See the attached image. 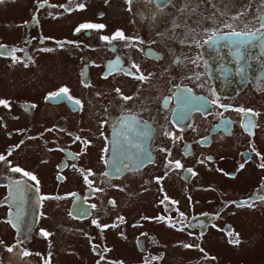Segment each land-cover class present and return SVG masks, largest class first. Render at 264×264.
I'll return each instance as SVG.
<instances>
[{"label":"flooded vegetation","instance_id":"1","mask_svg":"<svg viewBox=\"0 0 264 264\" xmlns=\"http://www.w3.org/2000/svg\"><path fill=\"white\" fill-rule=\"evenodd\" d=\"M0 45V264H67L87 248L88 264H159L200 241L211 264L230 249L264 264V231L244 226L264 216V0H4ZM63 87L72 100L51 95ZM247 172L250 187L220 190ZM196 188L214 194L199 214ZM115 237L142 260L111 256Z\"/></svg>","mask_w":264,"mask_h":264},{"label":"rangeland","instance_id":"2","mask_svg":"<svg viewBox=\"0 0 264 264\" xmlns=\"http://www.w3.org/2000/svg\"><path fill=\"white\" fill-rule=\"evenodd\" d=\"M48 62V61H45ZM52 63V62H51ZM58 66V64H55L51 69H54ZM0 72H7L6 68H2L0 69ZM23 72V71H20ZM8 76L11 75L10 71L9 73H7ZM1 76V80L3 81V84L9 85V88H11L12 90V86H11V81L9 78H7L6 76H4L2 73L0 74ZM52 76L51 74H47L44 78V80L49 77ZM18 83H15L14 88L18 89L19 91V95L22 96L24 95V93H27V88L26 87H22V84H19V81L17 80ZM57 81H54L52 83V85L56 84ZM10 90V91H11ZM16 92V90H15ZM234 167H236L234 165ZM242 181H247L242 182ZM220 182V190L221 191H228V190H232L235 192H242L244 189L250 187L253 183V178L251 175V172H247L244 175H239L237 177V179L233 180L231 183H228L224 180H219ZM155 185L152 186V184L149 182V188H153L154 191H156V188L154 187ZM175 193L177 195H179V191H175ZM200 196H198V195ZM117 195L121 198L124 199L125 198V193L120 192L119 194L117 193ZM137 194L135 193L132 196H136ZM214 196V194H208L205 191H202L198 188H196V194H195V203L192 202V206H191V211H188L190 213H203V211L205 210H209L210 208L207 207L205 201L207 199V196ZM146 194H142L140 196V198L137 197V199H135V197H132L131 199H129V204L132 205L133 201H135V203L140 202L139 204L143 203V199L145 198ZM217 199V197H213L211 202H215V200ZM126 198L123 200L122 202V207L124 206V204L126 205ZM187 201H185V199H180V205L183 207V209L188 210V207L186 206ZM145 211L150 213V216H152L151 214L155 215V213H157L156 209H153V207H151L150 205H145ZM207 212V211H206ZM101 214V213H100ZM258 214H254L252 217H250L248 219V222H246L245 229L247 232V235L249 236H253L255 235V233H262L264 231V216H258ZM182 221L183 217H182ZM181 225V224H180ZM149 226H153V228H156V225L154 224H149ZM260 226V227H259ZM159 229H163V226H158ZM179 230H182V232L184 231L182 228H180ZM136 231V230H134ZM112 234H114L116 231H111ZM129 232L132 233V229L129 230ZM128 232L129 237L131 236V234ZM173 233V232H172ZM174 234H176V237H178V241L180 242L182 239V236H187L185 233H176L174 232ZM260 235V234H259ZM262 237V234L260 235ZM108 237L105 234V237L102 240H107ZM116 240L122 241L119 242L120 243V250H115V252H111V256H113V253L116 257L124 256L126 257L125 259L129 260V259H140L142 260V258L138 255V253L136 252V250L133 248L132 244L129 243V241H125V240H129V239H119L118 237H115ZM186 239V238H185ZM204 242L206 240V238L204 237ZM258 239V238H257ZM110 241V240H109ZM203 243V241H200L198 243H196V249L194 250H187L185 248V245H187L185 243L184 247L179 244L181 248L175 247L173 250L168 252V257L167 259L164 260H160L159 264H211V262L207 259V258H203V259H199L198 257L201 255L200 253L202 252L201 249H199V245H201ZM225 245V244H224ZM67 246L69 248H72V243L67 244ZM85 248L86 244H84ZM205 247V244H204ZM225 247L229 248L228 246L225 245ZM246 248V247H244ZM250 248V247H249ZM122 249H126V250H122ZM230 249V248H229ZM129 250V257L127 258V252ZM230 256L234 257V259H232L231 257L227 256L225 258H223V260H221L223 262V264H258L260 263L262 260L260 259H248V258H244L243 254H246V251H244V249L242 251L238 250H234V249H230ZM78 252V250H77ZM175 258H172V255H175ZM103 254L100 253V257ZM104 256V255H103ZM71 257V258H70ZM61 258H63L62 254H61ZM94 257L92 254H90V251L88 250V248L86 250H79V253L76 254H72L71 256H69L68 259H70L71 261H69L67 264H88L90 262V260H92ZM105 264V263H103Z\"/></svg>","mask_w":264,"mask_h":264},{"label":"snow or ice","instance_id":"3","mask_svg":"<svg viewBox=\"0 0 264 264\" xmlns=\"http://www.w3.org/2000/svg\"><path fill=\"white\" fill-rule=\"evenodd\" d=\"M3 2H4V0H0V3H3ZM127 2H128V3H131L132 0H127ZM80 7L83 8V5H80ZM104 27H105V25H103V24L85 23V24H81V25L76 29V31L79 32L81 29H103ZM103 39H104V40H109L110 38L106 36V37H103ZM111 39H125V36H124V34H123L122 31H119V30H118V31H117V32L111 37ZM3 47H4L3 45H0V48H3ZM45 50H47V49H45ZM17 51H22V50H17ZM0 55H3V53H0ZM13 61H14V62H18V61H17V58H16L15 56H13ZM25 66L27 67V64H25ZM140 78L143 79V77H140ZM68 92H69V90L67 89V87H63V88H61L58 92H56V93H52L51 95H52V96H61V94H63V98H66V99H68V100H72V98H71L70 96L67 95ZM75 103H76V104H79L80 102H79L78 100H76ZM0 105H2V106H4V107L8 108V107H10V102L7 101V100L0 99ZM238 111H240V112H244V113H247V112H251L252 110H251V109L245 110V109H243V108H240V109H238ZM249 123H251V121H249ZM242 126L245 128V130H248V128H249V125H248V124H244V125H242ZM257 155H259V153H257ZM5 159H6L5 156L0 155V161H3V160H5ZM176 164H177V166H180V165H179V161H177ZM243 167H244V165H240V168H241V169H242ZM260 167L264 168V164H261ZM12 171H14V172H22L24 176H26V177H30V178H31L32 180H34V181H36V179H37L35 175H32L31 173H28L27 171H24L23 169H21V168H19V167L13 168ZM158 179H159V178H158ZM37 183H39V182L37 181ZM162 202H163V201H162ZM234 203H237V206H238V207H244V206H249V207H250V206H251V204H250L248 201H240V202H234ZM158 219L163 220L164 218H163V217H158ZM93 223H96V222L94 221ZM43 235H44V236H48L49 233H47V232H43ZM230 235H231V234H230ZM0 243H2V242H0ZM229 243L237 244V245H238V244L240 243V240H239V234H238V233L236 234V239H235V240L230 239V240H229ZM185 247H191V245H185ZM12 250H13V247H8V248H7V251H9V252H11ZM201 251H203V250L201 249ZM23 255H24V256H27V255H29V253L25 251V252H23Z\"/></svg>","mask_w":264,"mask_h":264}]
</instances>
